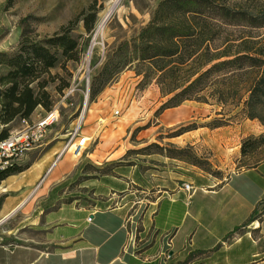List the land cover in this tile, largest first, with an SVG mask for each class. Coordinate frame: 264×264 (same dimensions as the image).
<instances>
[{
	"label": "rangeland",
	"instance_id": "1",
	"mask_svg": "<svg viewBox=\"0 0 264 264\" xmlns=\"http://www.w3.org/2000/svg\"><path fill=\"white\" fill-rule=\"evenodd\" d=\"M112 1L0 0V51L17 53L23 33L30 39L40 40L64 29L70 30L79 48L77 58L60 56L57 65L42 77L47 78L49 109L40 104L28 119L17 116L9 123L0 121V134L5 131L10 134L51 109L60 110V119L43 140L14 159L13 164L30 166L48 150H60L71 140L78 141L80 135H90L92 139L81 154L64 151L59 156L62 158L51 176L69 170L48 188L49 193L43 200L47 208L68 204L105 208L119 204L129 193L130 205L137 202L139 207L131 210L134 240L141 248L159 241L160 247L156 245L152 253L164 250L167 264H179L189 255L194 259L186 264H264V163L235 181L240 187L230 198L238 205L232 212L218 209L220 218L229 213L220 219L223 235L211 248H201L196 243L167 259L168 246L163 241L168 238L169 223L164 221L162 226L156 221L152 223V211L146 212V205L151 204L148 199L155 200L158 193L171 191L172 177L179 178L184 187L189 183L190 193L196 189L211 191L223 177L264 160V141H257L247 154L241 152L245 139L264 134V104L256 107L258 116L252 118L244 109L248 95L240 98L249 74L225 69L213 74L203 91V100L192 99L201 108L191 110L186 121L179 122L180 115L171 114L174 106L168 101L178 91L167 93L175 83L171 72L160 69L154 61L139 58L135 52L137 38L161 0H121L104 29L98 32V24ZM235 2L250 9H264V0ZM215 27L220 41L229 39L226 43L231 42L233 50L249 46L252 53L258 50L264 53V25L221 23ZM243 38L248 39V44L241 45ZM125 41L129 42L128 46ZM109 59L112 67L117 65V72L91 99V85ZM8 70L9 66L0 62V75ZM174 71L179 81H183L184 72L177 68ZM36 84L37 81L33 85ZM4 87L0 84V89ZM84 112L86 119L78 124ZM186 128L192 133L189 142L184 146L171 143V137ZM102 145L107 148L105 156L93 160L91 152ZM180 148L186 151L181 152ZM183 162L187 165L185 169L180 167ZM182 170L187 172L186 176L181 175ZM19 173H13L17 176H13L12 189L20 185ZM50 181L46 179L44 185L48 187ZM261 191L262 195L253 201ZM4 197L0 191L2 202ZM140 199L143 200L138 203ZM21 219L19 209L0 223V243L24 241L8 231H15L21 237L39 236L38 231L17 228ZM173 230L171 225V234ZM181 256L185 260H178Z\"/></svg>",
	"mask_w": 264,
	"mask_h": 264
},
{
	"label": "crops",
	"instance_id": "2",
	"mask_svg": "<svg viewBox=\"0 0 264 264\" xmlns=\"http://www.w3.org/2000/svg\"><path fill=\"white\" fill-rule=\"evenodd\" d=\"M198 108H201L199 103L187 99L180 105L172 107L171 114H179L178 121L183 123L187 116L191 115V110ZM190 132L184 130L173 135L171 143L184 146L192 136ZM62 149L48 150L41 158L21 171L18 188L12 189L11 184L13 176L17 175H9L0 183L7 188L2 190L0 187V191L5 195L0 208V219L12 216L21 209L22 219L18 222L17 228L35 230L39 235L21 237L22 235L15 231H8V234L19 236L24 241L0 243V264H167L164 250L152 253L156 245L160 247L159 241L141 248L134 240L131 210L132 208L138 210L139 207H136L137 202L130 205L129 193L122 197L119 204L105 208L88 209L71 204L46 207L43 200L49 193L48 188L61 180L69 170H62L51 176L62 158L56 157ZM106 151V146H99L91 152V157L93 160H101ZM178 162L182 163L181 160ZM180 167L185 169L187 165L184 163ZM254 168L256 166L231 173L220 179L215 189L204 192L196 189L190 193L179 178L172 177L171 191L158 193L155 200L148 199L151 204L146 205V212L152 211V223L156 221L161 226L164 221L169 223L166 227L169 235L167 240L163 241V244L168 246L167 259L171 260L172 255L186 246L197 243L201 248H211L221 240L223 231L219 227V221L238 205L230 198L240 187L235 181ZM44 174L45 178L37 187L39 179ZM186 174L187 172L182 170L181 175ZM46 179L51 180L48 187L44 185ZM262 191L264 192V187ZM262 191L253 201L262 195ZM142 200H138V203ZM21 204L22 206L16 210ZM218 209L219 212L225 211L224 209L229 212H225L220 218L217 214ZM88 217L92 219L89 220ZM171 225L174 226L172 234ZM178 260L183 261L185 257L181 256Z\"/></svg>",
	"mask_w": 264,
	"mask_h": 264
},
{
	"label": "trees",
	"instance_id": "3",
	"mask_svg": "<svg viewBox=\"0 0 264 264\" xmlns=\"http://www.w3.org/2000/svg\"><path fill=\"white\" fill-rule=\"evenodd\" d=\"M221 23L263 26L264 9L237 5L235 0H161L137 38L135 52L139 58L154 61L160 69L171 72L175 83L167 93L178 90L168 100L171 101V107L187 99L203 100V91L211 76L221 70L248 73L245 91L240 98L248 95L244 109L248 116L257 117L256 107L264 104V53L259 50L252 53L249 46L233 50V44L226 43L229 39L221 42L215 27ZM87 26L91 28L92 25L87 23ZM247 42L248 39L243 38L241 45ZM124 44L128 46L129 42L125 41ZM78 51V41L69 29L57 31L40 40L30 39L27 33H23L17 53L0 51V62L9 66L8 72L0 75V84L5 86L0 89V121L9 123L17 116L28 119L40 104L49 109L50 93L45 88L47 78L42 77L57 65L60 56L77 58ZM175 68L184 72L183 81H179ZM116 72L117 65L112 67L109 59L91 85V99L97 96ZM36 81L37 84L33 85ZM8 135L5 131L0 134V139ZM257 141H264V134L245 139L241 147L242 154H247ZM179 150L185 152L186 148ZM262 162L264 160L247 167H255ZM28 167L12 164L0 169V183L9 175ZM1 204L2 199L0 207ZM193 259L189 255L180 264Z\"/></svg>",
	"mask_w": 264,
	"mask_h": 264
},
{
	"label": "built area",
	"instance_id": "4",
	"mask_svg": "<svg viewBox=\"0 0 264 264\" xmlns=\"http://www.w3.org/2000/svg\"><path fill=\"white\" fill-rule=\"evenodd\" d=\"M60 115L59 109H51L33 123H27L23 128L13 131L7 137L0 139V169L12 165L14 159L21 157L26 150L40 143L52 125L58 122ZM78 129L79 127L76 128V135ZM78 142L80 147L86 145L88 136L80 135ZM64 151H66V148H63L58 157ZM191 188L189 183L185 184L186 190H191ZM88 219L91 220L92 217H88Z\"/></svg>",
	"mask_w": 264,
	"mask_h": 264
},
{
	"label": "bare ground",
	"instance_id": "5",
	"mask_svg": "<svg viewBox=\"0 0 264 264\" xmlns=\"http://www.w3.org/2000/svg\"><path fill=\"white\" fill-rule=\"evenodd\" d=\"M121 0H113L111 5L109 6V8L107 9V11L105 12V14L103 15L102 19L100 20L99 24H98V32H100L101 30L104 29L106 23L108 22V20L110 19L111 15L113 14L114 10L116 9V7L118 6V4L120 3ZM87 106L85 107V112H86ZM83 113L82 116L79 118L78 120V124H80L81 122H83L84 119H86V115L87 113ZM92 139V137L89 135L88 136V140L90 141ZM88 144V143H87ZM84 145L82 147L79 146V142L77 140H71L70 142L66 143L64 145L63 148H66L67 152H73L74 155H79L82 153V149L84 147L87 146ZM2 190H6L7 188L5 186H1Z\"/></svg>",
	"mask_w": 264,
	"mask_h": 264
},
{
	"label": "water",
	"instance_id": "6",
	"mask_svg": "<svg viewBox=\"0 0 264 264\" xmlns=\"http://www.w3.org/2000/svg\"><path fill=\"white\" fill-rule=\"evenodd\" d=\"M97 33H98V32H97ZM97 33H96V34H97ZM47 173H48V172H47ZM47 173H46V174H47ZM45 176H46V175H45ZM45 176L43 177V179L45 178ZM43 179H42V180H43ZM42 180L39 182V184L37 185V187L40 185V183L42 182ZM37 187H36V188H37ZM35 190H36V189H35ZM23 204H24V203H23ZM21 206H22V204H21L16 210H18ZM16 210H15V211H16ZM11 214H12V213H11ZM8 217H10V215H8V216H6V217L0 219V223H1L2 221L6 220Z\"/></svg>",
	"mask_w": 264,
	"mask_h": 264
}]
</instances>
